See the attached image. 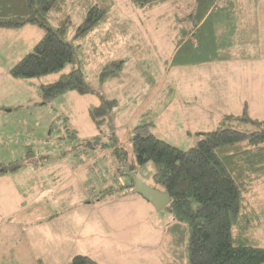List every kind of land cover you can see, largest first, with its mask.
I'll return each mask as SVG.
<instances>
[{
	"label": "rangeland",
	"instance_id": "374dc122",
	"mask_svg": "<svg viewBox=\"0 0 264 264\" xmlns=\"http://www.w3.org/2000/svg\"><path fill=\"white\" fill-rule=\"evenodd\" d=\"M82 1L102 0L67 2L73 26L66 38L82 43V72L95 93L69 90L43 97L40 83L72 64L44 79L8 76L43 31L27 24L15 29L14 38L0 28V264H69L78 254L97 264H188L187 225L175 221L167 206L157 211L140 195L135 202L136 193L123 192L130 168L154 183L152 162L136 163L130 139L146 115L149 130L181 150L194 146L199 133L216 129L222 115L245 112L264 121V0H233L237 29L233 48L226 49L233 57L221 61H207L203 53L185 55L183 49L176 56L167 28L172 15L163 4L149 10L114 0L95 30L75 41L74 29L84 18ZM142 21L149 30L141 28ZM50 24L57 26L54 20ZM199 60L202 65L185 64ZM105 67L111 74L101 79ZM100 96L114 100L101 125L90 114ZM120 144L127 159L118 173L122 161L113 160L111 150ZM245 197L263 212L248 234L264 245V182L254 183ZM60 221H70L67 228L73 229L55 235Z\"/></svg>",
	"mask_w": 264,
	"mask_h": 264
},
{
	"label": "trees",
	"instance_id": "16d2710c",
	"mask_svg": "<svg viewBox=\"0 0 264 264\" xmlns=\"http://www.w3.org/2000/svg\"><path fill=\"white\" fill-rule=\"evenodd\" d=\"M69 1L73 3V0H0V28L18 29L31 24L43 31L32 50L11 67V78H43L72 64L68 72L59 73L56 79L46 82L43 78L45 82L40 89L45 99L69 90L81 94L93 92L80 64L78 48L82 43L75 45L66 38L68 28L73 26L67 9ZM127 1L140 9H149L167 0ZM185 1L176 0L179 8L184 5L182 14L177 20H170L177 29L175 55L181 56L183 49L188 52L185 55L207 54L204 56L207 61L231 59L233 56L226 49L233 48L232 33L237 29L233 0H189L188 4ZM83 4L84 18L74 29L75 41L94 31L114 5L112 0ZM51 20L56 27L50 24ZM106 69L101 71L103 76L100 72L101 79L111 74ZM100 98V104L90 110L99 125L109 117L114 101ZM217 124L216 129L199 133L197 143L187 150L157 138L149 130V124L137 125L130 139L134 160L140 165L152 162L151 186L169 192L167 208L175 221L187 225L188 264H264V245L248 234L260 224L263 212L261 208L256 211L245 197L254 183L264 182V121L252 120L243 112L240 116L222 115ZM249 125L260 128L252 130ZM111 151L116 160L126 161L125 147L114 146ZM125 187L135 193L129 182ZM69 264L97 263L78 254Z\"/></svg>",
	"mask_w": 264,
	"mask_h": 264
},
{
	"label": "crops",
	"instance_id": "0c3cea01",
	"mask_svg": "<svg viewBox=\"0 0 264 264\" xmlns=\"http://www.w3.org/2000/svg\"><path fill=\"white\" fill-rule=\"evenodd\" d=\"M113 2H114V0H112ZM186 3L185 4H188V2H189V0L187 1H185ZM177 3L178 2H176V0H167V1H165V2H163V3H161V4H159V5H157V6H160V5H167V6H169L168 8V10L166 11L167 12V14L168 15H172L171 17H168V19L169 20H177L178 18H179V16L178 15H180V14H182V7L181 8H179V6H176L177 5ZM179 4V3H178ZM156 7V6H155ZM155 7H152V8H149V10H154L155 9ZM140 20V19H139ZM141 23V28L142 29H144V30H149V29H146V27H143L145 24L143 23V21L142 22H140ZM25 27H28L27 25H24V26H22L21 28H25ZM21 28H18V29H21ZM167 28H168V33H170L172 36H174V38L177 36V29L175 28V25H174V23L172 24V23H170V24H168V26H167ZM155 30H156V27H155ZM6 32H7V34H11L14 38H16L15 37V29H7L6 30ZM136 34H138L137 33V31H136V28L135 29H133V32H132V35L135 37V35ZM101 41H102V39L100 40V43H101ZM176 49H177V46L175 45V49H174V52L176 51ZM123 60V59H122ZM132 63V65H134V61H132L131 62ZM126 63L124 62L123 64H122V66H124ZM142 65L144 64V63H141ZM170 64V63H169ZM172 65V64H171ZM199 65H202V64H197V66H199ZM182 66V65H181ZM135 68H138V66H136ZM118 72V71H117ZM117 75H118V73L116 74V75H114V77H117ZM8 76H9V71H8ZM46 80V82L47 81H51V79H45ZM43 82H45V81H43ZM43 82H41L40 84H42ZM158 87V86H157ZM156 87V88H157ZM37 88H39V87H37ZM156 88L154 89V91L156 90ZM95 92H96V90H95ZM95 92H92V93H95ZM151 95V94H150ZM150 95L148 96V97H146L145 99H144V101H148L151 97H150ZM102 98H104L103 96H102ZM100 100H101V98H100ZM99 100V101H100ZM146 104V103H145ZM11 110H9L8 112H10ZM149 117H150V114H149ZM146 118H147V115H146ZM145 118V120L143 119L142 121H145L147 124H148V119H146ZM149 127H150V125H149ZM152 132V131H151ZM153 133V132H152ZM155 136H157L155 133H153ZM121 146H123V144L121 145H119V147H121ZM113 157V156H112ZM113 160H116L114 157H113ZM117 162H118V160H116ZM115 162V161H114ZM2 162H1V160H0V164H1ZM2 171L3 170H1L0 171V173H2ZM58 173L60 172V170H58L57 171ZM57 172H55V173H57ZM54 173V174H55ZM54 177H56V176H54ZM132 191H129L127 194L125 193V195H130V193H131ZM99 194L100 195H98V203H100L101 202V198H102V192L101 191H99ZM125 195H122L121 196V199L120 200H122L124 197H126ZM115 196H118V195H115ZM139 195L137 194L136 195V197H132V199H134V201L135 200H137V201H140V197H138ZM104 201V200H103ZM137 201H135V202H137ZM147 202V201H146ZM152 208H154L153 206H152ZM66 222H70V221H60V222H58L57 224L58 225H55V227H54V229H55V231H56V233H54L55 235L57 234V232L58 231H60V230H64V229H66L67 228V223ZM72 230L73 229V227L72 228H67L66 230H67V232L69 231V230ZM60 233H62V232H60Z\"/></svg>",
	"mask_w": 264,
	"mask_h": 264
},
{
	"label": "water",
	"instance_id": "95a60500",
	"mask_svg": "<svg viewBox=\"0 0 264 264\" xmlns=\"http://www.w3.org/2000/svg\"><path fill=\"white\" fill-rule=\"evenodd\" d=\"M129 187L140 195L144 200L149 202L157 211L166 207L170 202V194L162 191L143 181L132 169L128 172Z\"/></svg>",
	"mask_w": 264,
	"mask_h": 264
},
{
	"label": "built area",
	"instance_id": "2783aa9c",
	"mask_svg": "<svg viewBox=\"0 0 264 264\" xmlns=\"http://www.w3.org/2000/svg\"><path fill=\"white\" fill-rule=\"evenodd\" d=\"M123 164H125V163L123 162V163L121 164V166H120V169H121V170H123V169L125 168V166H123ZM118 184L122 186L121 181H119ZM127 191H128V188L124 187V188H123V192L126 193Z\"/></svg>",
	"mask_w": 264,
	"mask_h": 264
}]
</instances>
